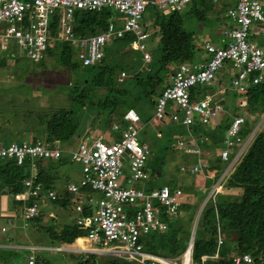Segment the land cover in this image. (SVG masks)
<instances>
[{"label":"built area","instance_id":"built-area-1","mask_svg":"<svg viewBox=\"0 0 264 264\" xmlns=\"http://www.w3.org/2000/svg\"><path fill=\"white\" fill-rule=\"evenodd\" d=\"M189 1L0 0V57L22 56L33 62L42 60L47 47L51 46L50 22L56 16L57 37L73 49L74 58L81 67L98 63L103 57L104 46L113 37H120L124 33L131 35L129 47L140 53L143 63H148L151 54L147 51V42L154 37L149 23L142 19L146 4L152 3L161 13H167L182 11ZM103 7L120 14L121 17L117 19H122V26L117 28L111 17L106 30L84 37L75 36L71 25L74 10L97 11ZM225 17L226 21L220 30L223 41L220 44L203 42L205 57L202 60L180 62L169 74L168 82L155 99L156 119L164 116V119L173 120L187 129H191L194 124L208 125L223 111L225 87L210 90V86L215 81L216 72L227 65L233 70L229 78L232 95L245 91L250 84L264 80V44L254 45L247 41L252 21L259 22L263 30L264 15L259 1L233 0L232 6L226 9ZM16 50L22 55L16 53ZM125 76L124 71H121L117 81L122 82ZM195 85L204 91L191 101L189 89ZM167 105L171 109L170 115L165 112ZM122 119L126 121L123 128L112 124L103 134L87 135L70 152V159L78 162L81 168L77 183L66 184L65 191L74 195L70 202V208L75 214L74 223L86 232L75 238L68 247L76 252L108 254L137 264H183L187 255L186 263L192 264L188 244L175 261L143 248L141 238L144 235L156 229H166V223L159 218V208L154 205L155 202L164 207L166 216H172L177 213L183 201V193L179 187L170 189L166 184L145 190V181L149 175L145 170L148 148L137 141L139 116L133 109H128ZM259 119L246 138H242L239 131L244 115L231 116L223 141L215 149L220 161L226 162L219 174L215 169L208 168V152H204L200 146L201 141L207 140L205 136L192 131L174 138V149L195 157L194 162L183 164L179 169L192 175L204 174L213 181L205 201L221 191L222 181L238 163L255 131L264 125V113ZM113 132L118 133L117 138L112 136ZM58 156L59 151L51 148L44 140L22 139L0 144V159H12L16 164H21L25 158L33 163L36 158L55 159ZM125 164L129 172L127 177L122 174ZM120 177L123 184L118 182ZM22 185L21 191L12 196V200L21 201L17 212L22 219L34 217L43 199H56L53 190L40 191L32 177L24 179ZM82 187H88L92 194L81 191ZM95 193L99 196L93 197ZM85 207L90 208L88 213H84ZM193 231L191 229V236L194 235ZM221 243L222 239L218 238L217 244ZM29 249L24 264H36L33 254L35 248ZM48 249L58 250L57 247ZM204 259L205 256H202L201 260ZM232 261L234 264L250 263L251 258L249 254L243 253L233 255Z\"/></svg>","mask_w":264,"mask_h":264},{"label":"trees","instance_id":"trees-1","mask_svg":"<svg viewBox=\"0 0 264 264\" xmlns=\"http://www.w3.org/2000/svg\"><path fill=\"white\" fill-rule=\"evenodd\" d=\"M210 2V0L209 2L201 0V6L191 9L197 19L205 18L206 12L211 11ZM148 8H152V17L149 20L144 17V12ZM110 10L108 7L97 11L74 10L71 24L74 35L84 37L106 30L113 14ZM183 15L185 14H182L181 11L161 13L154 4L147 3L142 19L149 22L152 37L156 36L159 48L158 56L148 63H143L141 55L138 56L139 52L129 47L131 35L124 33L120 37H113L104 46L103 57L98 63L84 67H81L74 58L73 49L57 37V17H52L49 33L51 46L46 49L47 57L38 61V65L44 67L55 58L54 66L62 67L76 74L78 79L73 80L68 86V102H71L72 105L68 109L57 108L43 115L33 113L36 111L33 109L32 113L24 111L22 115L15 113L13 116L17 121L19 116L23 122L28 120V125L29 122H33L34 126L31 128L28 126L30 129H35L37 125L43 123V128L40 129L43 132L41 133L43 137L41 139L34 137L31 140H44L51 148L59 151V156L55 159L36 158L33 163L25 158L21 164H16L12 159H0V195H6L12 199L13 194L21 191L23 180L32 177L40 191L51 189L55 192L56 199L49 200L52 207L68 212H66L68 220L62 223L59 228H44L39 223L37 224L38 230L48 238L47 245H69L75 238L86 232L84 228L74 223V217L69 220V213L73 212L69 203L74 195L65 191L66 184L77 183L79 175L75 182L66 180V183H63L60 181L61 176L56 171L66 162H76L70 159V152L75 150L76 146L87 136L85 134V136H81L86 126L84 123L89 119L92 124L97 117L105 113L104 120H102L103 125H108L110 128L112 124H116L119 128H123L126 121L122 119V116L128 109H133L138 114L140 121L138 109L142 101L155 106V99L160 95L165 85L164 79L169 75V71L175 69L180 62L193 63L204 51L202 45L196 44L194 32L185 29ZM10 60L19 63L23 59L17 56L3 55L0 57V66H7ZM121 71H125L127 75L122 82H118L117 76ZM98 88H102L104 93L102 96L95 97V89ZM202 91L204 89L196 85L191 87L189 89L190 100H194L196 95ZM237 97L238 108L235 115H244V122L239 134L242 138H246L260 115L264 113V80L250 84ZM139 101L141 103L136 104ZM157 120L164 124H170L164 132L168 139L173 138L174 135H185L193 131L205 136L207 141H201V143L204 142L202 146L213 151L221 145L231 119L227 121V118H224L214 127L194 124L190 127L191 129H187L173 120H166L164 116ZM3 126V124L0 126V133L5 130ZM161 131L159 129L157 132L159 135L156 136H160ZM113 133L117 138L118 133ZM1 140L0 138V144H4L5 142ZM217 160L220 159L213 156L208 162V168L215 169L219 174L223 168L217 169ZM77 164L80 174L81 166L78 162ZM145 170L147 171L146 167ZM148 174L146 181L151 182L144 185L145 190L159 187L160 185L154 184L157 176L149 172ZM193 188V185L187 188L177 213L172 216H166L164 207L155 202L154 205L159 208V218L166 223V229L164 231L156 229L144 235L141 238L144 250L175 261L186 248L191 227L195 223V215L199 214L192 242V264H234L233 255L243 253L249 254L251 262L240 264H264V125L255 131L245 146L238 163L222 181L224 192L220 191L208 198L199 213L196 212L194 203L189 200L194 191ZM80 190L92 194L88 187H82ZM205 191L197 193L200 200L205 197L208 188ZM12 202L17 210L21 201L12 200ZM88 211L90 208L85 207L84 213H88ZM41 217L43 218V213L26 220L38 221ZM198 226L201 227L199 234L196 232ZM218 238L222 239V243L219 245L217 244ZM12 255L5 256L0 253L1 264H8L7 260H10V264H15ZM202 256H205L203 261L201 260ZM65 258L69 264H137L135 261L108 254H85L74 251H69ZM35 261L37 264H48L47 260H41L38 255H36Z\"/></svg>","mask_w":264,"mask_h":264},{"label":"rangeland","instance_id":"rangeland-1","mask_svg":"<svg viewBox=\"0 0 264 264\" xmlns=\"http://www.w3.org/2000/svg\"><path fill=\"white\" fill-rule=\"evenodd\" d=\"M152 1L156 2L157 0ZM210 1L211 2L209 3V5L211 4V11H207L206 17L201 20L197 19V17L192 13L191 10L193 7L197 8L201 6V0H190L187 3L185 9L181 11L182 14H185L183 15V25L185 29L194 32L195 41L196 37L199 35L211 41L214 39H220L222 37L220 34L222 22L226 21V9L228 6H232L233 0ZM258 1L264 15V0ZM110 11H112L113 13L112 20L115 26L117 28H120L122 26V19L119 20L117 18L121 17V15L116 13L115 10L111 9ZM144 17H146L148 20L152 17V8H148L144 12ZM145 22L149 23L148 21ZM257 24H259V22L252 21V26L250 27L251 33L247 38V41L253 43L254 45L264 44V24L263 30L261 31H257V29L255 28ZM119 47L120 46L118 45V48ZM147 51L151 54V59H154L156 56H158L159 48L155 35L154 39H151L147 42ZM16 53L21 54L20 52H18V50H16ZM138 56H140L139 53ZM17 57H21V59L23 60L19 63L14 60H10L7 66H0V126L3 124V128L5 129L3 133H0V138L2 139L1 141L5 143L13 141L18 142L22 139L27 140L34 137H38L41 139L43 137L41 133L43 132L40 131V129L43 128V123L37 125L35 129H30L32 126H34L33 122H29L30 124L28 125V120H24L23 122L22 119H20V116L17 121L14 118L13 114L16 113L17 115H22L24 111H31L32 113L33 109H35L36 111H34L33 113L43 115L48 114L49 112L54 111L57 108L68 109L72 105L71 102H68V86L71 85L73 80L78 79L76 74H73L72 72H69L62 67H58L56 65L54 66L53 63H55V58L50 60V62H48L49 64L41 67L40 65H38V62H33L22 56ZM46 57L47 56L44 55L43 59ZM225 70V68L220 69L216 72V75H220V73H222L224 75L221 76L222 79H226L227 76ZM170 72L171 71H169V73ZM124 73L125 75H127L125 71ZM232 73V69L228 71V75L231 76ZM164 82L165 84L168 82V75L165 77ZM228 90L230 92L229 87ZM103 93L104 90L102 88L95 89V97L102 96ZM200 94L201 92L198 95ZM226 96L225 98L227 105L228 100ZM139 103H141V101L137 102L136 104ZM223 105L225 106L224 103ZM138 110L140 111V130H138L137 141L141 144H145L148 148V154L145 160V167L147 171L157 176L154 180L155 185L158 186L167 184L171 189H173L175 186L179 187L183 192L184 199V192H186L187 188L193 185L195 181L192 174H189L187 171H181L179 167L183 164L192 163V161L195 160V157L184 154L171 147L173 145L174 138L177 135H174V137L171 139H168L166 137L164 132H166L170 124H164L154 117V107L151 103L142 101ZM165 112L170 115L169 113L171 112V109L168 105L165 107ZM223 113L224 112L221 111L219 114H217L213 118L214 120H211L208 123L207 127L212 126V121H223L224 118H227V121H229L231 119L230 109L228 110V113H225L224 115ZM104 115L105 113L101 114L94 120L92 124L91 120L89 121L88 119L87 122L84 123V125L86 124V126L81 136H97L99 134L105 133L109 126L102 124ZM222 115L223 117H221ZM42 121L44 122L45 120L43 119ZM28 126H30V128ZM26 127L29 129H27ZM159 129L162 130L161 135L156 136V133ZM7 131L8 133L6 134ZM112 136L114 137L115 134L112 133ZM202 144H204V142H202L201 145ZM210 152L211 154L214 153V151ZM216 163L218 166L217 169L219 170L224 168L226 164L225 162H222L220 160H217ZM56 171L59 173L58 175L61 176L60 181H62L63 183H66V180L67 182H75L76 178L79 175V165L77 164V162H66L65 164L59 166ZM122 174L123 176L129 175V172L126 169V164L122 169ZM118 182L120 184L124 183L122 177H120ZM148 182L151 181H145V184ZM205 187L206 186L204 185V182L201 183L200 188H197V186H195L193 188V193L190 195L189 200L191 203H194V208H196L197 213L199 212V207L205 202V198L207 195L206 193L205 197L200 200V198L197 197V193H203L205 191ZM221 192H224V190L222 189ZM98 196V193L93 194V197ZM54 212L56 214L53 215L55 221L58 220V222L64 223L65 220H68L67 213L63 212V210L54 208ZM72 217H75V214L73 212L69 213V220ZM196 232L197 234H199L201 232V227L198 226ZM7 250L9 252L10 250L15 252V254L12 255L14 259L13 262H15V264H21L23 262L22 259H24L29 253L27 249L23 248ZM67 253L68 252L64 250L35 252V254L42 256L41 258L47 260L48 264H69V261L65 259V255H67ZM10 254L12 253L10 252ZM9 261L10 260H7L8 264H10Z\"/></svg>","mask_w":264,"mask_h":264},{"label":"crops","instance_id":"crops-1","mask_svg":"<svg viewBox=\"0 0 264 264\" xmlns=\"http://www.w3.org/2000/svg\"><path fill=\"white\" fill-rule=\"evenodd\" d=\"M223 25H224V21L222 22V26ZM260 25L258 27H255L257 29V31H261ZM205 41H209V42H212L214 44H220L223 41V38L221 37L220 39H214L211 41L209 39H205L203 36L201 37L200 35L196 37V44L197 45H202V43ZM204 57H205V55H204V51H203L202 53H200L199 59L202 60ZM199 59L196 61H199ZM224 68L226 69L225 70L226 76H227L226 79H224V80L222 79L221 76H224L222 73H220V75L215 74V81L210 86V90H215L219 86L225 87L226 91H225V94L223 95V97H224L223 103L225 104V106L223 105V112H224L223 115L225 113H228V110L230 109L231 110L230 116H232L235 114L236 109L238 108V103H237L238 102V97H237L238 94L232 95L231 92H229L228 87H229L230 75H228V71H230L231 68H229L228 65L225 66ZM225 96L227 97V100H228L227 105H226ZM223 115L221 117H223ZM212 120H214V119H212ZM219 121L220 120L212 121L213 123H211V125L214 127ZM200 146L204 150V152L205 151L208 152V153H206L209 156L208 158H206L208 162H210V159H212L214 155L217 156L216 150H213L214 155H212L210 152L211 151L210 149H208L202 145H200ZM184 165H188V163L184 164ZM193 177H194L193 179L195 181L193 186L194 187L197 186V188H200L201 183L204 182V185L206 186L205 190H207V188H209V185L213 182L209 177L204 176V174L203 175L194 174ZM62 188H64V186H62ZM68 207H69V205H68ZM54 208H56V207H52L49 200H47L45 198L41 202H39V207H38V211L36 214V216H38L39 214L42 215V213H43V218L42 217L39 218L38 221H27L26 219H22V218L18 217L19 212H17L16 206H15V204H13L12 199L10 197H7L6 195H0V249L2 250L0 253H2V255H5V256L9 255L10 252L12 254H15V252L11 251L10 249L14 250V249H18V248L27 249L30 253L29 247H34L35 250L33 251V254L36 257V255H37V254H35L36 251H40V252L41 251H52L51 249H48V247H50V246L46 244V243H48V238L46 237V235L43 232H40L38 230L37 224L39 223L44 228L45 227H47V228L51 227V228L56 229V228L61 227L62 223L58 222V220L55 221V219L53 217V215H56L54 212ZM58 209L61 210L60 208H58ZM63 212H67V211L65 210ZM2 227L5 228L4 232L1 230ZM7 233H8V235H7ZM7 249H9L10 252ZM39 257L41 258L42 256H39ZM185 258L186 259L183 261V264H185L186 260L188 259V257H185ZM22 260L24 262L25 258ZM41 260H44V259L41 258ZM23 262L22 263L20 262V263L24 264ZM0 264H1V261H0Z\"/></svg>","mask_w":264,"mask_h":264},{"label":"clouds","instance_id":"clouds-1","mask_svg":"<svg viewBox=\"0 0 264 264\" xmlns=\"http://www.w3.org/2000/svg\"><path fill=\"white\" fill-rule=\"evenodd\" d=\"M155 8H156V7H155ZM184 9H185V8H184ZM158 11H159V10H158ZM110 19H111V18H110ZM110 19H109V20H110ZM149 25H150V24H149ZM258 25H260V23H259ZM134 51H135V50H134ZM103 53H104V50H103ZM173 70H174V69H173ZM171 72H172V71H171ZM171 72H170V73H171ZM170 73H169V74H170ZM168 76H169V75H168ZM198 215H199V214H196V215H195V218H194V220H195L194 222H195V223H196V220L198 219ZM195 223H194V224L192 225V227H191L192 230L195 229ZM4 229H5V228H4ZM194 231H195V230H194ZM194 231H193V234H194ZM190 232H191V230H190ZM193 237H194V235H193ZM192 242H193V240H192ZM70 244H71V243H70ZM70 244H69V245H61V246H51V247H53V248L57 247L58 250H64V251H66V252H69V251H72V250H70L69 247H68V246H70ZM187 244H188V241H187ZM62 248H67V249H62ZM29 250H30V249H29ZM191 250H192V247H191ZM74 252H76V251H74ZM80 253H81V252H80ZM35 262H36V261H35ZM23 263H24V262H23ZM36 264H37V263H36Z\"/></svg>","mask_w":264,"mask_h":264},{"label":"water","instance_id":"water-1","mask_svg":"<svg viewBox=\"0 0 264 264\" xmlns=\"http://www.w3.org/2000/svg\"><path fill=\"white\" fill-rule=\"evenodd\" d=\"M192 240H193V236H189V238H188V248L190 249L191 248V246H192ZM62 249H67V248H62ZM189 249H188V251H189Z\"/></svg>","mask_w":264,"mask_h":264},{"label":"bare ground","instance_id":"bare-ground-1","mask_svg":"<svg viewBox=\"0 0 264 264\" xmlns=\"http://www.w3.org/2000/svg\"><path fill=\"white\" fill-rule=\"evenodd\" d=\"M196 125V124H195ZM207 141V140H206ZM173 188V187H172ZM186 257H187V255H186ZM186 259V258H185ZM185 264H187V263H185Z\"/></svg>","mask_w":264,"mask_h":264}]
</instances>
